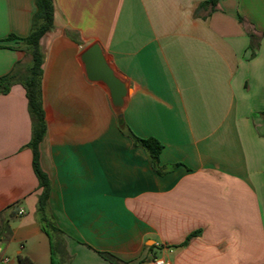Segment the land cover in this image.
Masks as SVG:
<instances>
[{"label":"crops","instance_id":"0c3cea01","mask_svg":"<svg viewBox=\"0 0 264 264\" xmlns=\"http://www.w3.org/2000/svg\"><path fill=\"white\" fill-rule=\"evenodd\" d=\"M52 1L39 164L57 257L264 264V0H218L213 10L208 0ZM35 10V0H0V40L26 38ZM17 43L0 47V78L29 64ZM93 43L129 83L125 126L162 145L159 172L86 80L79 57ZM31 130L15 84L0 94V264H51Z\"/></svg>","mask_w":264,"mask_h":264},{"label":"trees","instance_id":"16d2710c","mask_svg":"<svg viewBox=\"0 0 264 264\" xmlns=\"http://www.w3.org/2000/svg\"><path fill=\"white\" fill-rule=\"evenodd\" d=\"M218 0H208L204 4L211 7L213 10L216 7ZM203 4V5H204ZM35 13L32 17L30 33L26 38L17 39L14 36H9L5 40H0V47H3L2 43L8 41H18V49L25 52L29 56V64L23 68L21 72L18 67L14 69L10 74L0 78V94H6L10 88L19 84L25 91V97L27 100V109L31 119V139L27 147L32 152V167L34 174L38 179L39 188L42 189L40 196L38 197L36 215L41 225L42 230L46 233L52 243V256L51 264H65L64 259L58 258V244L56 242L57 250L54 247L55 235L60 234V230L55 226L51 219L46 214V201L49 193V181L45 173L41 170L39 164V145L42 142L46 133V121L45 113L42 106L41 95V79H42V64L43 54L40 48L41 39L53 28L54 25V5L52 0H35ZM240 23H243L241 17L238 18ZM248 36L252 41L250 43V49L253 51L257 42L256 37L248 32ZM126 135L129 136L134 145L143 148L150 159V162L154 169H157L159 154L162 150V145L154 138L141 139L136 137L125 125L120 128ZM7 225H5L6 227ZM53 235V236H52ZM186 240L184 245L187 243ZM111 264H121L122 262L110 254H101ZM19 264H32V262L26 257L18 258Z\"/></svg>","mask_w":264,"mask_h":264},{"label":"water","instance_id":"95a60500","mask_svg":"<svg viewBox=\"0 0 264 264\" xmlns=\"http://www.w3.org/2000/svg\"><path fill=\"white\" fill-rule=\"evenodd\" d=\"M85 78L102 88L108 98L119 128L124 127V111L130 94L129 83L111 64L98 43H93L80 54Z\"/></svg>","mask_w":264,"mask_h":264},{"label":"built area","instance_id":"2783aa9c","mask_svg":"<svg viewBox=\"0 0 264 264\" xmlns=\"http://www.w3.org/2000/svg\"><path fill=\"white\" fill-rule=\"evenodd\" d=\"M19 213L22 214L23 211H19ZM154 264H169V263L164 260H155Z\"/></svg>","mask_w":264,"mask_h":264},{"label":"rangeland","instance_id":"374dc122","mask_svg":"<svg viewBox=\"0 0 264 264\" xmlns=\"http://www.w3.org/2000/svg\"><path fill=\"white\" fill-rule=\"evenodd\" d=\"M52 236H53V235H52ZM53 242H54V247H55L56 250H57L56 241H54V238H53Z\"/></svg>","mask_w":264,"mask_h":264}]
</instances>
